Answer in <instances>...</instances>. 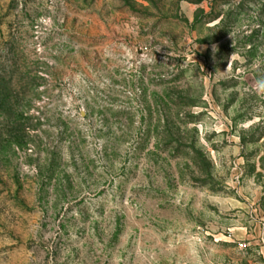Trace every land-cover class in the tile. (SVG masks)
<instances>
[{
    "label": "rangeland",
    "instance_id": "obj_1",
    "mask_svg": "<svg viewBox=\"0 0 264 264\" xmlns=\"http://www.w3.org/2000/svg\"><path fill=\"white\" fill-rule=\"evenodd\" d=\"M260 80L264 0H0V264H264Z\"/></svg>",
    "mask_w": 264,
    "mask_h": 264
},
{
    "label": "clouds",
    "instance_id": "obj_2",
    "mask_svg": "<svg viewBox=\"0 0 264 264\" xmlns=\"http://www.w3.org/2000/svg\"><path fill=\"white\" fill-rule=\"evenodd\" d=\"M234 55V53H233ZM257 85L261 88H264V80L257 81Z\"/></svg>",
    "mask_w": 264,
    "mask_h": 264
}]
</instances>
